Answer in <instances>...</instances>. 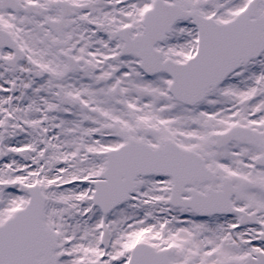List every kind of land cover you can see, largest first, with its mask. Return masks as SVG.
Returning <instances> with one entry per match:
<instances>
[{
  "label": "snow or ice",
  "instance_id": "snow-or-ice-1",
  "mask_svg": "<svg viewBox=\"0 0 264 264\" xmlns=\"http://www.w3.org/2000/svg\"><path fill=\"white\" fill-rule=\"evenodd\" d=\"M0 264H264V0H0Z\"/></svg>",
  "mask_w": 264,
  "mask_h": 264
}]
</instances>
